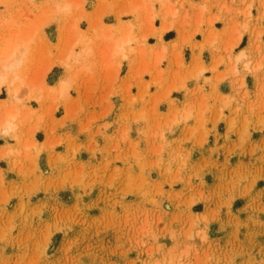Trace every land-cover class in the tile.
Wrapping results in <instances>:
<instances>
[{
  "label": "rangeland",
  "instance_id": "obj_1",
  "mask_svg": "<svg viewBox=\"0 0 264 264\" xmlns=\"http://www.w3.org/2000/svg\"><path fill=\"white\" fill-rule=\"evenodd\" d=\"M57 1L73 8L56 12ZM163 5L0 0V59L12 40L32 36L30 85L18 103L0 86V117L16 104L35 110L17 129L21 139L1 132L17 147V177H0V264H264V165H231L243 153L220 146L215 127L186 138L171 117L176 89L206 83L219 65L240 75L228 56L242 35L261 64L248 71H263L264 0ZM131 25L132 50L113 52L103 32ZM79 35L95 53L65 58L83 48L73 44ZM61 79L70 83L65 96L55 88Z\"/></svg>",
  "mask_w": 264,
  "mask_h": 264
},
{
  "label": "crops",
  "instance_id": "obj_2",
  "mask_svg": "<svg viewBox=\"0 0 264 264\" xmlns=\"http://www.w3.org/2000/svg\"><path fill=\"white\" fill-rule=\"evenodd\" d=\"M170 27L161 31L164 32L163 35L171 31ZM220 34L222 36L223 33ZM245 36L248 39L245 44H240L234 49L233 54L235 56L233 58L228 56L229 61L237 64L236 69L240 71V75L232 78L228 74L229 70L223 71V65H219L218 70L222 71V73H219L220 75L212 72L205 73L208 78L206 83L200 81L196 85L192 81L188 82L187 87L190 89L188 93H185L184 90L176 89L173 92L176 109L171 111V117L173 120L177 119V124L174 126L176 133L185 135L186 138L188 137L187 135L204 134L212 126L215 127L213 132H217V134L219 133L222 136L219 140L216 138V142L220 146L227 149L233 148L243 153L231 165L251 166L255 164V161L259 160L257 164L263 166L264 67L262 68L263 71L257 75L251 70L248 71L252 66L261 67V64H255L249 57L253 49L248 46V35H242L238 43H242ZM176 37L177 34L170 39H175ZM114 50L115 47L113 46ZM243 50L247 53V57L239 58L238 55ZM94 53L95 50H93L92 54ZM216 58L214 59L209 55L206 62L210 65L213 62L215 64ZM247 61L249 65H247ZM241 75H244V77ZM220 76L222 80L217 82L215 78ZM212 91L214 95L209 96ZM191 103L194 104L192 105ZM198 106L204 108L198 110ZM214 122L215 124L213 125ZM185 137H178L177 139L183 142ZM9 148L16 149L17 147L13 140L3 138L0 131V177L4 175V179L7 181L15 180L17 177V172L12 170L15 153H6ZM56 150L61 151L60 148Z\"/></svg>",
  "mask_w": 264,
  "mask_h": 264
},
{
  "label": "bare ground",
  "instance_id": "obj_3",
  "mask_svg": "<svg viewBox=\"0 0 264 264\" xmlns=\"http://www.w3.org/2000/svg\"><path fill=\"white\" fill-rule=\"evenodd\" d=\"M136 1V0H135ZM150 1V0H149ZM159 1V0H158ZM163 4V6H166V2L169 3L170 0H160ZM70 2V1H69ZM66 1L64 2V4H60L61 2H58L55 5V7L53 8L54 10H57L56 12H60V13H66L67 11H69L71 8V5L72 4V1L71 3H69ZM135 3V2H134ZM139 3V1H138ZM154 4V3H153ZM152 4V5H153ZM133 5V4H132ZM145 5V4H144ZM148 5V4H147ZM150 6L151 8L154 6ZM73 6V5H72ZM134 6L137 7V4ZM135 7V8H136ZM148 7V6H147ZM167 9V8H166ZM169 9V8H168ZM136 10V9H135ZM153 10V9H152ZM165 10V9H164ZM150 11V10H148ZM153 12V11H152ZM166 13H171V15H175L177 13V10L176 9H171V10H165ZM138 12H136L137 14ZM169 15V14H168ZM152 16V15H151ZM166 17V16H164ZM151 19L153 17H150ZM150 18H149V21H150ZM6 19V18H5ZM8 20V19H6ZM152 21V20H151ZM165 21V20H164ZM4 22H8V21H4ZM3 22V23H4ZM15 23V22H14ZM42 23V22H41ZM40 23V24H41ZM7 24H10V20ZM17 25V24H16ZM151 25V24H150ZM8 26V25H7ZM35 26H37L35 24ZM34 26V27H35ZM9 27V26H8ZM33 27V28H34ZM40 27V26H39ZM132 27L133 26H130V28H127L126 30V27H125V32L122 33L121 35H117L116 33H113L111 30V32H103V34L105 36H107L110 40H111V43L112 45L115 47V50L113 52H117L119 54V52H121V54L123 53L125 55V52H128L127 51V48L128 46L131 44L132 40L135 39L133 36L132 37ZM170 27V24L168 22L164 23V25L162 26L161 28V31H164L165 29L169 28ZM36 30V28H35ZM34 30V32H36ZM33 31V30H32ZM38 31V30H37ZM124 31V30H123ZM132 31V32H131ZM18 32V30L16 31ZM24 33V32H23ZM132 33V34H131ZM19 34V33H17ZM16 34V35H17ZM25 34V33H24ZM23 34V35H24ZM37 34V33H36ZM115 34V35H114ZM14 35L13 34V37H10L12 39H14ZM18 36V35H17ZM16 36V37H17ZM21 36V35H20ZM26 36V35H25ZM36 36V35H35ZM86 36V35H85ZM15 37V38H16ZM22 38L19 40L17 39V41L15 40H12L14 42H10V44L12 45L11 46V49L8 47V49H6L5 53L3 54H6L5 56L1 57L0 59V86L2 84H5V85H8V92L10 93V98L9 101L10 103H18V102H21V89L23 86H29L30 85V82L28 81L27 77H26V73L25 71L23 70V67H24V64H25V61H26V55L29 54V51H30V43L32 41V36H29V37H25L23 38V36H21ZM83 37V36H82ZM82 37L80 38V35H79V39H77L74 43H78V41L80 40V43H82V49L81 51L78 53V54H75L74 53V49L73 46L71 48H68L69 52L66 51V56L65 58H68V57H71L72 59L74 60H77V61H80V60H84V58L92 55L93 53V46L92 44L89 46V44L91 43L89 40L86 41L84 40V38L82 39ZM9 38V39H10ZM11 40V39H10ZM9 40V41H10ZM90 42V43H89ZM89 43V44H88ZM7 44V43H6ZM10 46V45H8ZM71 46V45H70ZM5 47V46H4ZM130 47V46H129ZM7 48V47H6ZM131 50H132V46L130 47ZM67 49V48H66ZM72 49V50H71ZM64 57V56H63ZM238 57L240 58H243V57H247V53L243 50L239 53ZM68 60V59H67ZM247 65H249V62L247 61L246 62ZM17 83V84H16ZM33 83V81L31 82ZM38 85V84H37ZM31 87V86H30ZM68 87H70V83L68 84V81L67 79H61L59 81V83L57 84V90H58V93L60 94V96H65V94L68 92ZM24 88V87H23ZM43 89V87L41 88ZM51 90H55L54 87H51L50 88ZM23 90V89H22ZM21 91V92H20ZM31 91V90H30ZM68 94V93H67ZM7 103V102H5ZM13 106V105H11ZM10 106V107H11ZM35 110H33L32 108L30 107H27L24 105V108L21 105H18L16 104V106H14V108H10V110H8V113L2 117H0V131L2 132V134H4L5 136H13V137H19L18 133H17V129L20 127V125L22 124V122H26V120L32 116V114L34 113ZM37 124H35V128L37 127L36 126ZM35 128H32L29 129L30 132H33L35 130ZM28 130V131H29ZM22 135V134H21ZM24 138V137H23ZM21 139V138H20ZM19 140V139H18ZM28 140V139H27ZM32 140V139H31ZM21 141V140H20ZM31 142V143H30ZM35 143V142H34ZM33 143V144H34ZM30 146L32 145V141H29ZM36 144V143H35ZM28 147H26L27 149ZM17 151L16 149H13V148H9V150H7L6 153L8 152H15ZM21 151V150H20ZM19 153V151H18Z\"/></svg>",
  "mask_w": 264,
  "mask_h": 264
}]
</instances>
